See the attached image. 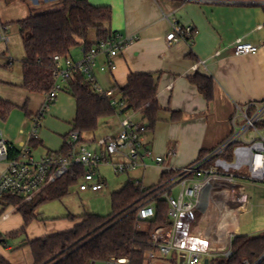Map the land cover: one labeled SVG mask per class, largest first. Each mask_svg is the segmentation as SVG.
Segmentation results:
<instances>
[{
  "label": "crops",
  "instance_id": "0c3cea01",
  "mask_svg": "<svg viewBox=\"0 0 264 264\" xmlns=\"http://www.w3.org/2000/svg\"><path fill=\"white\" fill-rule=\"evenodd\" d=\"M62 1L0 0V11L4 15V20L1 19L11 26L7 43L0 42V96L20 109L28 101L31 104V116L26 115L29 122L23 120L17 133L11 131L13 118L19 114L16 110L5 126L0 124V131L8 146L17 151L30 141L34 119L44 104L45 95L30 94L23 89L24 47L20 61L13 55L15 38L19 36L22 43L16 23L28 18L31 11L57 10ZM88 1L94 6H109L113 9L112 33L137 37L134 44L114 59L117 66L114 71L100 69L108 59L99 55L94 72L98 85L104 90L119 92L133 73H154L158 78L157 99L162 111L156 126L149 129L145 136L146 149L151 152V157L146 159V167L128 173L134 174L130 180L141 182L146 188L159 184L165 168L185 167L198 160L204 152L208 153L224 142L233 132L232 119L237 106L245 107L264 101V1L235 5L213 0ZM173 19L194 27L191 43H168L166 37L172 30ZM89 41L91 45L98 42L95 32L89 34ZM240 42L256 44L260 49L254 55L235 56L233 48ZM84 47V40H79V45L72 49L70 59L81 60ZM196 74L213 79L212 101H207L198 87L191 83L190 78ZM173 112L180 113V120H172ZM76 113L75 99L65 90L60 92L42 118L40 130L36 132L37 146L32 147L36 159L63 150L73 131ZM112 117L118 119L121 130L123 122L127 120L145 123L141 111L128 110L124 116L115 114ZM109 119L111 117L101 119L100 124L108 128ZM239 121L242 122L241 119ZM24 128L27 131L31 128L27 135ZM119 133L109 132L98 140L96 133L88 137L86 135L82 143L87 146V143L100 141L101 151L103 143ZM158 157L164 159L162 165L156 162ZM112 160L120 161L121 158L113 157ZM6 169L7 164L1 162L0 175ZM234 188L231 207L210 210L201 220L202 226L206 227L211 220L218 221L220 218L223 229L219 236L223 239H229L231 232L233 235L250 236L263 233L264 199L256 203L255 196L248 192L244 183L238 182ZM256 207L263 211L258 218L255 216ZM248 215L251 216V222L243 231L242 218ZM37 222L35 220L29 225L26 234L14 235L24 227V218L18 212V207L1 205L0 234L3 239L0 240V257L11 264H34L31 248L25 243L46 237L49 232L48 227Z\"/></svg>",
  "mask_w": 264,
  "mask_h": 264
},
{
  "label": "built area",
  "instance_id": "2783aa9c",
  "mask_svg": "<svg viewBox=\"0 0 264 264\" xmlns=\"http://www.w3.org/2000/svg\"><path fill=\"white\" fill-rule=\"evenodd\" d=\"M191 1V0H186ZM220 3L257 4L260 0H213ZM172 30L167 35L168 43L184 41L191 43L194 27L183 25L176 19L171 21ZM11 26L0 17V42L7 43ZM136 36L112 33L95 45L83 49L79 61L60 56L54 57L55 85L45 95V101L34 119V131L30 141L19 151L17 157L9 158V146L0 131V163L5 162L7 169L0 175V206L7 197L19 195L26 201L33 199L43 189L68 174L73 166L81 165L86 173L79 186L81 192H98L103 189L102 175L99 168L109 164L116 174H128L146 167V159L151 152L146 149L145 136L148 131L143 122L124 121L121 132L107 139L101 152H93L81 142L78 131H72L66 142L71 149L68 155L49 153L41 159L33 155L31 140L37 137V128L42 118L56 101L60 92L75 73H82L93 82V90L101 97L109 99L117 109L118 116L126 114L127 105L120 92L102 89L95 79V68L99 55L107 57V62L100 69L114 71L117 69L114 59L127 47L134 44ZM260 47L248 42H240L233 48L235 56L254 55ZM242 120V122L239 121ZM232 134L216 148L202 155L195 162L182 168H165L170 175L165 181L155 185L151 192L155 199L149 200L138 210L140 229L147 230L146 221L156 213V198L168 203V220L166 225L157 226L151 233V246L147 251V262L160 257L172 256L176 264H204L206 259L218 255L230 257L231 243L235 235L223 239V225L211 220L204 227L201 220L210 210H224L231 207L234 187L238 182L264 184V101L251 103L245 107L237 106L232 119ZM113 157L121 158L113 161ZM163 164L164 159L156 158ZM139 183V182H138ZM179 188V194L174 195ZM143 189H148L143 187ZM233 221V220H232ZM227 242V243H226ZM126 258L113 259L104 264H129Z\"/></svg>",
  "mask_w": 264,
  "mask_h": 264
},
{
  "label": "trees",
  "instance_id": "16d2710c",
  "mask_svg": "<svg viewBox=\"0 0 264 264\" xmlns=\"http://www.w3.org/2000/svg\"><path fill=\"white\" fill-rule=\"evenodd\" d=\"M264 1V0H260ZM113 9L109 6H94L88 0H63L60 8L48 12L31 11L28 18L18 21L25 58L23 59V89L30 94L46 95L55 85L54 57L70 58L72 49L84 40L91 47L89 34L95 32L97 40L112 34ZM207 101H212L214 81L211 77L196 74L190 78ZM67 91L76 101L77 113L73 131H78L81 142L84 136L95 134L100 120L117 114L106 97L93 90V82L82 73H75L63 91ZM127 110L141 111L147 129H153L162 111L157 99L158 78L154 73L131 74L128 82L120 88ZM19 108L16 104L0 96V121L7 122L11 113ZM27 116L29 101L21 107ZM181 115L173 112L172 120H180ZM37 146V140H31ZM71 149L64 146L59 155H68ZM19 151L9 147V158L17 157ZM206 154L204 152L202 155ZM201 155V156H202ZM81 165L73 166L68 174L50 184L33 199L26 201L19 195L7 197L6 207H18L24 218V227L13 233L26 234L29 225L39 219L40 206L62 200L70 194L86 173ZM170 178L164 173L161 182ZM154 188L143 189L141 182L128 181L121 190L111 196L112 213L109 216L85 214L70 216L79 221L71 230L46 236L25 243L31 248L34 264H104L113 259L126 258L129 264H146L147 251L151 246V233L168 220V203L156 198L155 216L146 221L147 230L140 229L137 213L149 200L155 199ZM0 234V240H2ZM232 255H218L209 259V264H255L264 255V232L255 235H235L231 243ZM0 264H11L0 257ZM173 264L176 262L173 259ZM264 264V260L260 263Z\"/></svg>",
  "mask_w": 264,
  "mask_h": 264
},
{
  "label": "rangeland",
  "instance_id": "374dc122",
  "mask_svg": "<svg viewBox=\"0 0 264 264\" xmlns=\"http://www.w3.org/2000/svg\"><path fill=\"white\" fill-rule=\"evenodd\" d=\"M1 18L4 20V15H2L1 11ZM15 14L13 13L12 16ZM15 29H17L16 24H14ZM19 37V36H18ZM16 37L14 40L13 45V55L14 58L18 61L21 60L23 57V46L21 43V40ZM19 63V62H18ZM17 63V64H18ZM31 104L29 102V108ZM19 114L17 116H14L13 118V125L11 127V131L13 133H17L18 129L21 125H23V120H27L25 112L17 108L15 109ZM13 113V112H12ZM11 113V115H12ZM11 117V116H10ZM10 117L8 121L10 120ZM109 127L103 126L100 124V128L98 131H96V138L97 140L104 135L111 133H119L121 128L119 121L116 117H111L109 119ZM7 122L0 121V124L5 126ZM28 121V120H27ZM29 122V121H28ZM33 126V125H32ZM31 130V128H30ZM27 131V128H24V132L26 131V135L29 133ZM37 130H40V127H38ZM90 134H87V137ZM86 136V135H85ZM92 137V135L90 136ZM93 139V138H92ZM100 141H95L91 144L87 143V148L93 152L96 150L98 152L100 151ZM115 159V158H114ZM99 173L102 175V183L104 184V187L101 191L97 193H93L91 191L89 192H81L79 189L80 184L82 181L80 180L79 183L75 186H73L70 190V194L63 198L62 200L53 201L47 204H44L40 206L37 210V213L39 214V219L37 220V223H41V225L48 227L49 232L46 233L47 236L53 235L56 233H59L60 231H66L65 228L68 227L67 230L72 228L71 226L75 224L74 221L69 218V216H82L85 214H96L100 216H109L112 213V200L111 196L114 192H117L123 188V186L134 176V174L128 175V174H116L112 167L109 164H103L99 168ZM139 173V171L137 172ZM136 174V173H135ZM154 174V173H152ZM155 175V174H154ZM246 184L248 192L252 193L256 198V203L258 201H261L264 199V184L260 183H252L249 181L242 182ZM253 185H256L257 187H254ZM180 189L177 188L174 192V195L177 196L179 194ZM256 213L255 216L258 218L262 215V210L256 207ZM251 222V216H244L242 218V229L245 231L247 227L250 225ZM147 227V225H146ZM64 229V230H63ZM26 236H24L25 238ZM146 264H173V257H158L156 260L146 263Z\"/></svg>",
  "mask_w": 264,
  "mask_h": 264
},
{
  "label": "water",
  "instance_id": "95a60500",
  "mask_svg": "<svg viewBox=\"0 0 264 264\" xmlns=\"http://www.w3.org/2000/svg\"><path fill=\"white\" fill-rule=\"evenodd\" d=\"M264 260V255L255 263V264H260L262 261ZM204 264H209V260L208 259H206L205 261H204Z\"/></svg>",
  "mask_w": 264,
  "mask_h": 264
}]
</instances>
